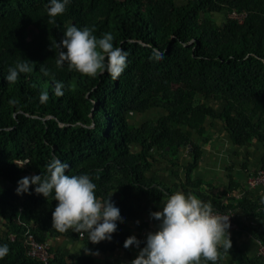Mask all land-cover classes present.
Listing matches in <instances>:
<instances>
[{"label":"trees","instance_id":"1","mask_svg":"<svg viewBox=\"0 0 264 264\" xmlns=\"http://www.w3.org/2000/svg\"><path fill=\"white\" fill-rule=\"evenodd\" d=\"M178 1L71 0L51 18L47 0H0V244L9 247L0 264H41L28 256V232L43 245L61 238L83 242L90 254L70 264H96V252L139 253L144 239L127 221H143L177 190L147 174L158 160L175 161L182 151L191 159L184 192L234 220L238 211L251 216L256 223L247 233L264 248V204L241 199L223 205L192 178L202 155L192 131L201 134L208 117L224 122L236 146L256 141L264 147V0ZM234 13L242 22L231 18ZM68 25L88 26L97 37L113 34L114 46L128 54L117 79L56 64L51 44ZM154 49L162 59L152 58ZM22 58L31 70L7 83L9 67ZM153 110L164 115L131 125L130 116ZM54 156L69 164V174H88L99 198L113 193L125 219L110 240L92 244L71 229L59 232L51 224L57 203L51 196L36 194L31 185L28 194H16L18 180L46 175ZM132 235L139 248L123 246ZM231 243L227 252L218 250L217 264H264ZM48 248V264H68ZM201 264L211 262L201 258Z\"/></svg>","mask_w":264,"mask_h":264},{"label":"clouds","instance_id":"2","mask_svg":"<svg viewBox=\"0 0 264 264\" xmlns=\"http://www.w3.org/2000/svg\"><path fill=\"white\" fill-rule=\"evenodd\" d=\"M70 2L47 0L48 16L63 14ZM113 41L111 32L97 37L88 26L68 25L62 39L51 44V48L55 49L58 66L66 64L69 69L88 76L107 72L115 80L127 67L128 54L114 46ZM152 58L162 59L163 52L154 49ZM30 70V61L22 58L9 67L4 79L15 83L20 73ZM68 170L69 164L54 156L47 165L46 175L19 179L16 194H28L31 185L36 194L51 196L57 202L51 212V224L59 232L71 229L86 235L92 244L110 240L118 229V222L125 219L121 209L111 201L113 193L107 199L99 198L96 184L88 174H69ZM150 217L158 221L156 230L147 233L144 247L130 264H201V258L217 264L218 250L223 248L227 252L232 247L230 217L216 212L210 202L193 193L176 190L161 202L159 211L150 212ZM140 244L132 235L125 239L123 246L139 248ZM8 254V245L0 244V259Z\"/></svg>","mask_w":264,"mask_h":264},{"label":"crops","instance_id":"3","mask_svg":"<svg viewBox=\"0 0 264 264\" xmlns=\"http://www.w3.org/2000/svg\"><path fill=\"white\" fill-rule=\"evenodd\" d=\"M133 117V115L130 116V119ZM138 125L140 124L134 126ZM192 140L202 149L199 165L193 171L192 178L202 183L201 191L203 193L223 205L231 204L233 201L238 202L241 199L264 204V186H249V180L258 171L264 169V147L262 144L253 141L242 147L236 146L226 131L224 122L210 117L206 119L201 134L192 131ZM189 155L190 151H182L175 161L158 160L147 176L174 190H183L187 182L185 168L191 163ZM160 208L161 203L157 211ZM235 222L238 225V230L235 233H230V239L236 241L240 250L247 257H257L260 245L247 233L248 227L255 224L256 220L238 211L235 214ZM157 224L158 221L150 216H147L143 221H127L130 232L144 240L148 232L156 230ZM47 246L54 253H60L65 257L68 264L71 263V260L90 254L89 251L85 252L86 246L83 242H73L62 238L49 241ZM137 255V250L129 248L128 251H120L111 255H92V257L96 264H130Z\"/></svg>","mask_w":264,"mask_h":264},{"label":"built area","instance_id":"4","mask_svg":"<svg viewBox=\"0 0 264 264\" xmlns=\"http://www.w3.org/2000/svg\"><path fill=\"white\" fill-rule=\"evenodd\" d=\"M242 17V18H241ZM238 16L237 14H232L231 18L237 19L240 22H242L243 16ZM249 186L250 187H257V186H264V169L258 171L250 180H249ZM218 212V211H216ZM220 214L229 216V222H230V233H235L238 230V225L236 224L234 220V215L232 213H224V212H218ZM26 247L28 248V256L31 259L37 260L41 264H48L49 260V248L47 245L39 244L36 242L35 238L28 232L26 233ZM258 256H261L264 258V248L260 246V249L258 251Z\"/></svg>","mask_w":264,"mask_h":264},{"label":"rangeland","instance_id":"5","mask_svg":"<svg viewBox=\"0 0 264 264\" xmlns=\"http://www.w3.org/2000/svg\"><path fill=\"white\" fill-rule=\"evenodd\" d=\"M186 1L187 0H179L178 3H184ZM220 20H222V18H220ZM163 115H164V112L161 110H153L144 115L135 114L133 115L134 117L130 119V123L131 125H137V124H141L143 121H151V120L154 121V120H158Z\"/></svg>","mask_w":264,"mask_h":264},{"label":"water","instance_id":"6","mask_svg":"<svg viewBox=\"0 0 264 264\" xmlns=\"http://www.w3.org/2000/svg\"><path fill=\"white\" fill-rule=\"evenodd\" d=\"M167 151H169V150H167Z\"/></svg>","mask_w":264,"mask_h":264}]
</instances>
